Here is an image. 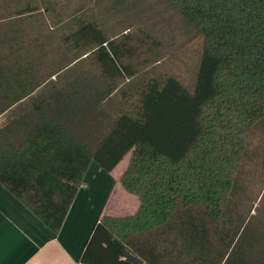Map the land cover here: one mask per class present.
<instances>
[{
    "label": "trees",
    "instance_id": "16d2710c",
    "mask_svg": "<svg viewBox=\"0 0 264 264\" xmlns=\"http://www.w3.org/2000/svg\"><path fill=\"white\" fill-rule=\"evenodd\" d=\"M191 42L192 86L149 74ZM10 110L0 184L54 232L92 162L129 155L140 205L97 221L80 264H264V0H0Z\"/></svg>",
    "mask_w": 264,
    "mask_h": 264
},
{
    "label": "crops",
    "instance_id": "0c3cea01",
    "mask_svg": "<svg viewBox=\"0 0 264 264\" xmlns=\"http://www.w3.org/2000/svg\"><path fill=\"white\" fill-rule=\"evenodd\" d=\"M116 168L108 172L92 162L58 232L0 184V264H80L97 221L132 214L140 205L121 183L125 168Z\"/></svg>",
    "mask_w": 264,
    "mask_h": 264
},
{
    "label": "rangeland",
    "instance_id": "374dc122",
    "mask_svg": "<svg viewBox=\"0 0 264 264\" xmlns=\"http://www.w3.org/2000/svg\"><path fill=\"white\" fill-rule=\"evenodd\" d=\"M200 57V47L197 43L191 42L190 44L184 46L182 49L175 52L169 57H164L159 62H156L152 65H155L153 68L148 67V72L157 73V74H173L178 77L182 82L188 86H192L195 80L196 71L198 68V61ZM153 69V70H150ZM153 71V72H152ZM128 80H126V83ZM126 87H131L130 85ZM121 94L118 95L120 97ZM11 113V110L6 113L5 117H2L0 120H6L7 116ZM129 161V155H127L122 162L116 168L117 172H121L123 168L127 165ZM252 164L255 162H251ZM258 170H255L253 180L257 177ZM261 177L263 178V172H260ZM261 179V178H260ZM264 190V188H263ZM261 198L260 196L257 199V202Z\"/></svg>",
    "mask_w": 264,
    "mask_h": 264
},
{
    "label": "water",
    "instance_id": "95a60500",
    "mask_svg": "<svg viewBox=\"0 0 264 264\" xmlns=\"http://www.w3.org/2000/svg\"><path fill=\"white\" fill-rule=\"evenodd\" d=\"M124 255H125L126 258L130 259L133 264H142L144 262L142 258L134 255L133 253H131L127 249H125Z\"/></svg>",
    "mask_w": 264,
    "mask_h": 264
}]
</instances>
